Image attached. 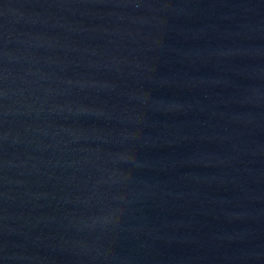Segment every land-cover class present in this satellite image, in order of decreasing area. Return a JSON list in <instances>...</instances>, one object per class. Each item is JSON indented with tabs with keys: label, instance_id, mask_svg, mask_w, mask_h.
I'll list each match as a JSON object with an SVG mask.
<instances>
[{
	"label": "water",
	"instance_id": "water-1",
	"mask_svg": "<svg viewBox=\"0 0 264 264\" xmlns=\"http://www.w3.org/2000/svg\"><path fill=\"white\" fill-rule=\"evenodd\" d=\"M0 264H264V0H0Z\"/></svg>",
	"mask_w": 264,
	"mask_h": 264
}]
</instances>
